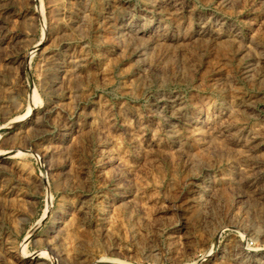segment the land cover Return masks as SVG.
I'll list each match as a JSON object with an SVG mask.
<instances>
[{
  "label": "rangeland",
  "instance_id": "obj_1",
  "mask_svg": "<svg viewBox=\"0 0 264 264\" xmlns=\"http://www.w3.org/2000/svg\"><path fill=\"white\" fill-rule=\"evenodd\" d=\"M0 264H264V0H0Z\"/></svg>",
  "mask_w": 264,
  "mask_h": 264
}]
</instances>
